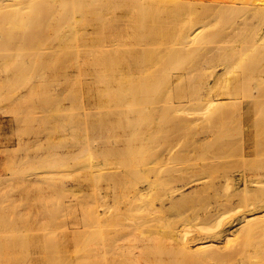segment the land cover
<instances>
[{"label": "rangeland", "instance_id": "obj_1", "mask_svg": "<svg viewBox=\"0 0 264 264\" xmlns=\"http://www.w3.org/2000/svg\"><path fill=\"white\" fill-rule=\"evenodd\" d=\"M75 1L49 0L47 2L46 0H38L37 6L33 8L25 7L24 9H17L15 7V9L12 7L13 9H0V234L2 233L1 235L5 239L8 237L7 234L9 232L11 234L15 233L17 238L6 239L9 245L6 248L7 242L5 241L6 245H3V248L6 250L2 249L3 252L0 251V253L2 252V255H0V258L2 256L1 260H6L5 255L8 254L6 252L8 249L10 252L15 250L14 247L17 249L18 245L21 250H17L19 254L17 251L13 252H16L19 257L23 258L27 251L26 256L29 257L28 260H25L24 263L22 258H20V261L24 264H39L40 262L37 263L38 261H35L36 257H34V254L35 256L36 254H41L46 257L43 264H54L55 261V264H57L58 261L62 262L63 260L66 262L68 260L60 257V255L69 257V259L72 253H77V255L83 253L84 256L87 255L84 254L85 252L92 251V247L96 248L100 246L99 243L104 227L97 218L96 220L94 219L95 216L91 217V219L87 213L94 209L93 206L97 203L95 199L97 200L101 197L100 191L103 185L101 172L104 171L105 167L128 165L138 168L148 158H153L157 165H162V168L169 166L183 168L207 166L216 168L220 164H229V162H231L229 166H234L235 164L237 166L238 163V166L242 164L240 161L242 159L241 155H239L240 157H238V154L230 155L231 152H227L222 158L213 157L217 144L216 140L212 137L213 135L206 136L203 133L204 128L202 126V121L207 110L203 108L206 105H204L205 103L203 105L191 104L185 101L175 103L168 110L167 114H163V116H158V113L163 111L159 110V108L162 109L165 102L158 101L154 105H150V109H154L151 110V113L155 117L149 115L143 118L134 117L128 120V122L123 121L121 123L116 121L111 139L113 146L117 147L115 150L106 152L95 151L94 155L89 153V149H82L78 154L75 151L67 152L65 144L73 136L72 132L81 131L82 134L86 135V131L91 130L92 124L98 125V122L106 118L110 109L115 107L105 106L106 103L103 101L105 97L104 93H106V90L103 89L102 78L104 66L94 65L86 67V55L84 56L83 53L78 51V49L83 50L85 48V45L82 44L83 40H86L88 36L90 38V35H86V39L83 36V34L85 35V30L87 33L92 32L95 25L102 28V24L98 25L101 23V14H103V6L100 5L101 9H99L98 5L102 2L99 3L100 0H92L91 2L89 0H85L86 2L80 0V3L78 1L76 3ZM96 1L99 4L95 3ZM93 2L98 4L96 5L98 6L97 8L93 5ZM81 3L83 4L81 5ZM76 4H80L78 5L80 9H86L83 15L84 18L80 16L81 11L80 13L76 12L80 10L76 8ZM91 6L97 10L99 9L100 12L102 10V13L98 12V15H96L97 11L94 13L93 10L92 12ZM213 11H215L216 20L211 26L206 28L202 38L184 46L181 53L175 58L166 59L164 63H159L158 70L154 72V82H158V86L156 88L153 86L151 90V95L155 99L165 96L167 92L171 91L170 89L173 88V84H177V87L174 88L175 91L178 89L185 90V93L189 94L205 84H212L216 87L228 82L231 84L233 77L237 74H241L243 78V74L246 73V76L248 72L250 73V70H256L262 65L264 66V40L261 44L251 46L250 43L246 42L245 38H227L228 32L243 17L249 16L252 10L228 7ZM91 12L94 14H91ZM86 13H89V15ZM94 16L101 17L100 21H97L98 18L96 17V19ZM90 17L96 20L92 21L93 19ZM79 18H81L80 21ZM88 18L93 23H90ZM85 22L89 23L85 24ZM86 25H89V32ZM90 26L93 27L91 28ZM100 28L98 27L95 30L100 32L98 30ZM77 31L83 34H76L78 38H73L75 36L74 33ZM70 33L73 37H69ZM92 34L94 35H91V38L96 33L92 32ZM54 40L57 44L55 53L44 57L43 55L46 52L41 45ZM131 41H133V38H131ZM215 47L219 48V51L222 53L235 49L243 54L240 59L224 67L220 64L221 61H211V57H209L213 50H217ZM154 48L156 51L158 50L157 45H154ZM23 58L24 61L26 60L25 62L30 60V62L24 63L26 64L24 67H22ZM79 59H81L79 67H62V65L78 64L80 63L78 62ZM15 61L16 63L19 62V64H16L18 68H15V65L11 66V64H15ZM43 62L45 64L48 62L56 67L51 66L48 69H44L42 68L44 66ZM173 71L177 74L183 73L184 75L180 79L170 77L169 73H173ZM42 72H44V79L41 80L39 79L41 78L39 75ZM36 75L38 79L35 78ZM170 79L173 80L171 86ZM37 80L41 83L38 81L39 84H37ZM241 82L244 85H248L253 83V80L245 77ZM219 97L221 96H218L217 100H220ZM234 108L223 107V114L226 115L225 121L227 124L229 126L232 125V132L239 134L240 122L236 118L238 114L234 115L236 111ZM232 114L233 116H231ZM112 117L118 119L119 115L115 114ZM77 119H80V121L72 127L73 130L67 128V126L63 127L64 123L70 124L72 120ZM39 130L41 131L39 132ZM198 137L200 138L198 139ZM41 143H44V147H42ZM86 144V142H82L83 146ZM48 148H51V151L59 152L63 155L62 158L66 157L67 162L61 163L66 158L61 162L60 160H55V155L44 156L45 153L43 154V152ZM28 154L31 155L32 159L28 157ZM25 155H28L27 159H24L26 158ZM157 156L158 159H156ZM89 157L93 161L95 160L94 163L98 162L97 165L102 167V169L91 173L89 169L83 167V162L89 159ZM157 160L158 163L156 162ZM56 161H59L60 164ZM215 171H211V174ZM218 172L212 175L216 176ZM48 173L50 176L51 173L55 175H52V177L55 179L56 184H53L54 180H51L53 178L48 176ZM219 174L221 176L222 173ZM211 176H209V179H216V181L219 179L222 182L225 179H221L222 176H219V178L215 176L211 178ZM46 177L50 178L45 179ZM80 179L84 181L82 188H79L77 184L79 182L77 180ZM46 180L49 181L46 183ZM51 182L52 184L48 185ZM224 187H218L216 184L214 186H203L202 182H192L182 187L181 191L179 190L175 193V197L179 198L183 193L184 195L188 194L186 195L187 197L185 196L186 198L184 197L185 200H183L185 202L183 210L179 212L178 208H169L167 222L176 225L179 232L184 234L188 241L194 245L199 241L201 227L203 226L202 218H197L194 215L197 209H199L198 212L200 213L205 210L202 214L206 212H209L210 215L214 214L213 218L209 216L210 220H206V222L208 221V225H213L216 222L218 224L219 220L227 221L232 217L230 215H233L232 218L236 216L234 215L235 208L231 209V207L223 205L226 207L225 209L222 206L223 203L221 202L225 199V196L223 198ZM221 195L223 199L219 198ZM100 199L97 201H100ZM208 204H211L209 206L212 208ZM215 206L219 207L218 211ZM206 207H209V209H205ZM88 208L92 209L88 211ZM229 208L230 211L228 212ZM91 213L90 215L93 216ZM10 221H13L14 225ZM10 225L13 226L11 227ZM14 226L16 227L14 229L17 230L15 232L12 229ZM258 230H256L258 231L256 236L253 233V238L260 239V243H263L264 230L261 229L260 231V227ZM29 235L33 240H35L33 237H36L38 241L32 242ZM156 235L160 236L161 234ZM156 235L153 234L152 237ZM9 236L12 237L11 235ZM162 237H165L163 239H165L167 245L166 247L164 245V248H169L171 251L172 264L175 262V264H179L181 261L184 264L186 255L187 264H254L255 261L258 262L264 258H262L264 246L263 248L261 247L264 243H261V246L258 243L257 245L259 248L261 247L260 249L263 253L261 254L260 252V255L259 251L256 250L260 256L257 255L256 257L262 258H258L259 260L255 257V259L251 260L250 253L246 255L245 253L241 254L242 252L240 251L241 253L239 252V254L232 258L223 257L200 261L197 259V251H194V254L196 253L197 255L195 254L193 259V253L189 257L190 253L183 254L184 256L182 252L181 255L179 254L181 250L177 244L178 238H166L164 235ZM3 239L0 240L1 248ZM12 239L18 242L16 246V242L11 241ZM26 239L27 241L25 242ZM91 239H94L95 242L91 243ZM239 239L241 240L242 238L238 237L237 239L236 236L234 237L231 234L228 240H223L219 250L225 253L234 249L237 250L238 247L235 246L240 244L238 243ZM28 241L29 244L27 246L24 245ZM30 242L31 244L34 242L39 243L38 245L32 244L33 247ZM11 244L14 246V249L10 248ZM59 244L66 245L65 252L56 250ZM28 245H31V248ZM150 247L154 254L155 252H159L158 243L153 241ZM256 247L253 246L249 250L254 253L256 251H253V249ZM258 247L256 249L260 250ZM28 250H30V254H27L29 253ZM13 252L11 254L15 255ZM245 252L248 253L249 251ZM178 254L183 256L181 260ZM255 254H252V257ZM49 256L50 258H48ZM83 256L79 255L81 258ZM8 257L9 262L12 255H8ZM19 257L16 255L13 258L16 260ZM25 257L24 259H27ZM163 257L168 260L166 256ZM61 258L63 259L61 260ZM156 258L158 259L159 255ZM156 258H154L153 264H170V258L167 261L169 263L158 261L159 259L156 260ZM176 258H179L180 261ZM98 259H100V256H97L96 260ZM1 260L0 264L6 262ZM12 260L9 263L16 264L19 261V259L13 260L16 262L14 263ZM77 260L71 258L70 263L76 264L74 261ZM177 260L179 263H177ZM101 261H98V263L102 264ZM19 262L17 264L21 263ZM3 264H7V262ZM80 264H82V261Z\"/></svg>", "mask_w": 264, "mask_h": 264}, {"label": "bare ground", "instance_id": "obj_2", "mask_svg": "<svg viewBox=\"0 0 264 264\" xmlns=\"http://www.w3.org/2000/svg\"><path fill=\"white\" fill-rule=\"evenodd\" d=\"M37 1L38 0H0V9L12 7H17V9H24L25 7L33 8L37 6ZM46 1L48 2L49 0ZM62 1L66 2L68 0ZM73 1L75 0H72V2ZM77 1L79 3L81 2L80 0H76L75 2L77 3ZM91 1L92 0H89V2ZM97 1L95 3H98ZM100 2L102 3L99 4ZM83 3H81V5ZM95 3L93 5L96 6L99 4V9H101L100 5L103 6V14H101L102 18L100 17L101 23L98 24H102V28L98 26L100 32L95 30L98 28L97 25H95L93 28L94 31L91 30L96 33L95 36L92 37V40L91 35L94 34L88 31L89 24L88 26L86 25L89 33L85 30L84 35L77 31L74 33V37L72 36L73 32L68 36L78 38V35L76 36V34H83L86 39V37L90 35V38L88 36V38L82 42V44L85 45V48L83 50L78 49V51L83 53L84 56L86 55V67L94 65L104 66L102 78L103 89L106 90V93H104L105 97L103 101L106 103L105 106L115 107L110 109L106 118L98 122V125H95V123L92 124L93 126H91V130H87L86 135L82 134L81 131L72 132L73 136L65 144L67 152L75 151V153L78 154L82 149H89V153L94 155L95 151L106 152L109 150H115L117 147L115 148V146H113L111 139L112 132L115 130L114 127L116 121L122 123L123 121L128 122V120L134 117L143 118L144 116L149 115L155 117V115L151 113V110L154 109H150V105H154L158 101L165 102L162 109L156 106L159 110H163L158 113V116H163V114H167L168 110L171 109L175 103L185 101L197 105H203V103H205L204 105H206V107L203 109L207 110L202 121V126L204 128L203 133L206 136L213 135L212 137L216 140L217 144L215 143L216 147L213 152V157L222 158L227 152H231L230 155L238 154V157L241 155L242 159H239L242 164L238 166V163L236 166V160L234 159V166H229L231 163L229 162V164H220L219 167L216 168L207 166H193L190 168L169 166L162 168V165H157L153 158H148L145 159L138 168L128 165L105 167L104 171L101 172L103 179V185L100 191L101 199L99 198L100 201H97L99 199H95L97 205L94 204V209L88 208V211L89 209H92L89 212L91 213L93 211V213H91L93 216L90 215L89 212L87 213L90 218L95 216L94 219L96 220L97 218L104 227L102 230L101 241L100 243L98 242L100 246L96 248L92 247L93 249L90 248L92 251L89 250L88 253L85 252L84 254L88 255L87 258V255L83 256V253L78 255L77 253H72V256L70 257L75 260L78 259L77 261L79 262L74 261L76 264H80L81 261L82 264H99L98 261L100 262L101 260L102 264H153L154 258L159 255V260L157 258L156 260L167 262L170 258L169 262L172 264V259L170 257L172 255L171 251L169 248H164V245L165 247L167 246L165 239H163L165 237H162L164 235L166 238H178L177 244L181 250H179L180 255L181 252L182 255L190 253V255H188L189 257L192 255L191 253H193V259L196 254H194V251H197V259L200 261L223 257L232 258L239 254L240 251L242 252H240L241 254L245 253L248 255L250 253L249 256L251 257V260L255 258L257 260L262 259L264 255H262V258H259V254L264 250V245H262L264 240L261 244L259 241L260 239L253 238V233L254 236H256L259 227L260 231L261 229L264 230V228H261L264 227V66L262 65L256 70H250V73L248 72L246 76V73L242 75L243 78L247 77L248 79L253 80V83L248 85L242 84L241 81L243 78L241 77V74H237L233 77L231 84L228 82L218 87L212 84H205L189 94H186L185 90L178 89L175 91L174 88L177 87V84L174 85L172 79H170L169 82L170 86L173 84V88H171V91L167 92L165 96L155 99L151 95V90L153 86L155 88L158 86V82H154V72L158 70L159 63H164V60L166 59L170 60L175 58L181 53L184 46L202 38L205 34L206 28L211 26L216 20V16L214 15L215 11H213L215 9L219 10L222 8L235 7L236 9L252 10V13L249 16L243 17L242 20L238 22L230 32H228L227 38L242 37L245 38L247 40L246 42L250 43L251 46L261 44L264 40V0H100L98 4ZM90 4L92 5V3ZM78 5L80 4H76V8L80 7H78ZM98 6H96V8ZM211 8L215 9L212 10ZM84 9L81 8L76 12L80 13L81 11L80 16L83 17L86 11V9ZM93 10L94 13L97 11V13H95L96 15L100 12V10L98 11L95 7H92V12ZM92 12L91 14H94ZM100 13H102V10ZM86 14L89 15V13ZM91 16L93 17V15ZM94 17L96 18L97 16ZM100 18H98L97 21ZM92 19V21L96 20L94 18ZM80 20L81 18H79V21ZM88 20L90 22L91 19L88 18ZM89 22H85V24H88ZM90 27L92 28L93 26ZM81 38L83 39V37ZM94 38H96V40H94ZM131 38H133V41H131ZM56 45L55 40L45 43V45H41L46 52L43 56L46 57L48 54L53 55L56 50ZM154 45H157V51L155 50ZM219 50V48L213 50L209 57H211V61H221L220 64L224 67L228 66L229 63H233L240 59L243 54L235 49L224 53ZM21 58L20 60H22ZM25 61L23 64L30 62V60L27 62ZM78 62L80 63L66 66L62 65V67H79L81 59H79ZM17 63L19 64V62ZM17 63L15 61V64H11V66L15 65L14 67L18 68L16 65ZM23 64L22 67L26 65ZM43 64L44 66L42 68L44 69H48V67L51 66L56 67L48 62H46V64L43 62ZM43 74L44 72L39 75L41 77L39 79H44ZM183 75V73L177 74L174 71L173 73H169L170 77H176L177 79L182 78ZM35 78H37V75ZM38 81L39 80H37V82ZM39 82L37 84H39ZM218 96H221L219 97L220 100H217ZM225 106L235 107L234 109L236 111L234 115L238 114L236 118L238 119V122H240L239 134L233 133L232 125L229 126L225 121L226 115L223 114V107ZM115 114L119 115L118 119L112 117ZM231 116H233V114ZM79 121L80 119L72 120L70 124L64 123L63 127L67 126V128L73 130L72 127ZM85 123H87V121H85ZM40 131L41 130H39V132ZM199 138L200 137H198V139ZM83 141L87 143L85 146L82 145ZM64 142L66 141L64 140ZM41 144L43 145L41 146L44 147V143ZM44 153V156L55 155V160H60V162L66 158H62L63 155L57 151H51V148L45 149L43 154ZM28 155H25L26 158H23L27 159ZM30 156L31 155L28 157L31 158ZM45 158L52 160L48 157ZM156 159H158V156ZM64 161L67 162V158L61 163L63 164ZM94 161L89 157V159H86L83 162V167L89 169L91 173L102 169V167L97 165L98 162L94 163ZM222 161L224 162V160ZM156 162L158 163V160ZM57 163H59V161ZM214 170L216 171L212 172V174L220 171L218 174L222 173V177L220 174H216V176L212 175L211 171ZM49 173L47 174L48 176H50ZM52 175L53 173H51V178H53ZM209 176H211V178H214V176L219 178L220 176L221 179H225L221 182L219 179L218 181H216V179H209ZM50 177H46L45 179ZM49 180H46V183ZM51 180H54L53 184H56L54 178ZM77 181H79L77 183L78 187L82 188L84 181L82 179ZM192 182H202L203 186H214L215 184L218 187L227 186L224 187L225 191L223 193V198L225 196V199L220 202L223 203L222 206L226 205L227 207H231V209L235 208L236 212H234V215H236L234 218H232L233 215H230L232 216L230 219L227 221L219 220V223L217 224L216 222L215 224L217 225L214 226L215 224L208 225V221L206 222V220L209 219V216L212 217L214 214L211 213L213 215H210L209 212L202 214L205 210L200 213L198 212L199 209H197V211L194 212V215L197 218H202L201 221H203V226L201 227L199 241L194 245L188 241L184 234L179 232L176 225L167 222L168 209L178 208V211L182 212V208L185 204L183 200H185L187 197L186 195H188H184L183 193L181 197L176 198L175 193L179 190L181 191L182 187ZM50 184H52V182L48 185ZM55 186L57 187V185ZM219 198L223 199L222 195ZM168 203L169 205H167ZM209 205L211 204H208V206ZM99 207H101V209H99ZM209 207H206L205 209H209ZM218 208L219 207L216 208L217 211ZM224 208L226 209V207ZM227 211L229 212L230 208ZM72 222L71 224H73ZM10 223L12 224L13 221H10ZM204 224H206V226H204ZM13 225L10 226L12 227ZM14 228L16 227L14 226L12 228L14 231H12H17ZM153 234L161 235L152 237ZM231 234L234 235V237L236 236L237 239L238 237L242 238V241L239 239L241 242H238L241 246L236 245L235 247H238L237 250L234 249L228 253L222 252L219 250L222 246L221 244L224 239L228 240ZM7 235L8 237L6 235L5 237L17 239L15 233L11 234L9 232ZM29 237L32 242L38 241V239L36 240V237H33L35 240H33L30 235ZM7 238L3 239V236L1 237V239H3V244L2 248L0 247V251L2 252L3 250H6L3 248V245H6L5 241L7 242ZM8 240L10 241V239ZM11 241L15 240L12 239ZM26 241L27 239L25 242ZM29 241L24 245L27 246ZM153 241L159 245V252H155V254L152 252L153 250L150 249ZM92 242H95L94 239H91V243ZM34 243L32 244L38 245L39 242ZM258 243L259 246L262 245V250L260 249L261 247H258ZM16 244H18V242L15 243V246ZM8 245L9 243L7 242L5 247L8 248ZM31 245H28V247L31 248ZM256 245L260 250L256 249ZM65 246L66 245L59 244L56 247L58 248L56 250L65 252ZM253 246L256 247L253 251L257 250L259 251V254H257V251L252 253L249 250L251 247L253 248ZM13 247L14 246L11 244L10 248ZM14 248L15 250L10 252L8 251L9 249L6 251L8 252V254L5 255L6 260H1L2 256L0 260L6 261L8 264L16 255L19 257V251H17L20 250L19 245L17 246V249L16 247ZM152 248L154 249V247ZM13 251H17L18 254ZM28 251L29 253L27 254H30V250ZM245 251L249 252L246 253ZM2 252L0 255H2ZM11 252L15 253V255L11 254ZM251 253L256 254L252 257ZM263 253L261 252V254ZM8 255H12L9 262ZM79 255L83 257L81 258ZM257 255L259 256V259L256 257ZM97 256H100V259L96 260ZM163 256H166L168 260ZM183 256H180V260ZM186 256L184 258V264H187ZM24 257H19L16 260L19 259L20 261V258H22L24 262L29 258L26 256L25 258L27 259H24ZM34 257H36L35 261H38L37 263L40 262L41 264H43V261L46 258L41 254H36V256L34 254ZM60 257H63L64 259L66 258V260L69 261L65 262V260H63L62 262L64 263L58 261L60 264H71V258L69 259V257L61 255ZM48 258H50V256ZM63 258H61V260ZM176 259L179 260V258ZM13 260L16 261L15 258H13ZM178 260L177 263L180 261ZM262 260H259L258 262L255 261L254 264H256V262L257 264H263L264 260ZM24 263L21 262L20 264ZM179 264H182V261Z\"/></svg>", "mask_w": 264, "mask_h": 264}]
</instances>
